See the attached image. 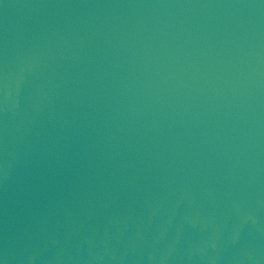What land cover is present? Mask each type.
Segmentation results:
<instances>
[{
    "label": "water",
    "instance_id": "1",
    "mask_svg": "<svg viewBox=\"0 0 264 264\" xmlns=\"http://www.w3.org/2000/svg\"><path fill=\"white\" fill-rule=\"evenodd\" d=\"M2 264H264V0H0Z\"/></svg>",
    "mask_w": 264,
    "mask_h": 264
},
{
    "label": "snow or ice",
    "instance_id": "2",
    "mask_svg": "<svg viewBox=\"0 0 264 264\" xmlns=\"http://www.w3.org/2000/svg\"><path fill=\"white\" fill-rule=\"evenodd\" d=\"M0 264H2V262H0Z\"/></svg>",
    "mask_w": 264,
    "mask_h": 264
}]
</instances>
